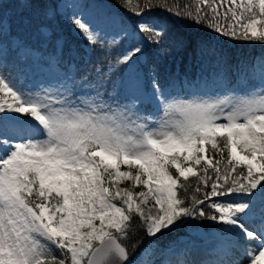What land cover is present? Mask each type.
<instances>
[{"label": "snow or ice", "instance_id": "6c2138e0", "mask_svg": "<svg viewBox=\"0 0 264 264\" xmlns=\"http://www.w3.org/2000/svg\"><path fill=\"white\" fill-rule=\"evenodd\" d=\"M125 6L137 15L153 7L172 11L167 0L135 6L126 0ZM183 7L175 14L207 21L224 36L264 44V0H227L226 7L224 0H193ZM73 23L92 44L99 41L86 21ZM138 27L158 42L167 26L154 20ZM142 51L137 46L124 53L106 75L119 65L132 70ZM260 69L264 81V56ZM150 86L163 109L156 121L138 114L139 96L123 106L101 100L80 107L66 96L25 91L0 71V264H155L143 258L146 250L130 254L134 216L149 237L182 218L217 221L257 245L243 248L249 264H264V83L244 94L179 100L164 96L155 75ZM238 167L245 171L236 174ZM193 177L194 193L210 180L211 190L203 199L193 194L189 204L180 191L187 193ZM124 181L145 190L120 188ZM232 194L244 198L211 199ZM206 200L213 214L202 207Z\"/></svg>", "mask_w": 264, "mask_h": 264}, {"label": "rangeland", "instance_id": "374dc122", "mask_svg": "<svg viewBox=\"0 0 264 264\" xmlns=\"http://www.w3.org/2000/svg\"><path fill=\"white\" fill-rule=\"evenodd\" d=\"M50 4L47 10L51 11L46 14L47 10L33 9L24 0H0V71L9 75L25 91H47L53 95L66 96L69 101L80 107L101 100L113 106L117 103L123 106L139 96L136 107L138 114L151 117L153 121L159 120L163 116V109L145 81L138 54L133 58L132 70H128L126 65H119L110 75H106L109 65H116L118 58L124 53L140 47L142 34L138 25L142 22L151 24L154 20L159 21L145 14L138 18L136 23L129 22L110 4L97 0H56L54 8L52 3ZM74 18L86 21L99 35V41L92 44L82 34L87 58L88 55L94 56V51H98L102 58L107 59L96 60L94 65H83L79 69H76L77 64L73 63V71L63 72L57 67L55 56L49 57L48 50L52 49L49 38L57 29L58 19L65 20L68 25H74ZM75 31L81 30L76 27ZM95 66L102 69V72L98 74ZM79 74H84V77L93 75L99 80V84L76 86L72 78L76 79ZM262 83L264 81L259 74L258 81L245 91H229L225 83L185 90H173L169 87L161 89L168 99L217 98L232 92L244 94ZM122 170L128 169L122 166ZM119 187L129 188L134 192L145 190L142 187L132 188L130 181L119 183ZM233 196L235 199H243L240 194ZM152 204L150 201V206ZM145 211L147 212V208ZM157 211L158 206H154L152 214H157ZM233 245H239V250ZM245 247L256 248L257 245L236 238L227 225L223 224L207 234L201 223L195 222L187 235L172 240L161 255L157 252L156 244L151 242L143 249L146 250L143 258L153 260L155 264H161L162 261H170L172 264H179L181 261L184 264H220L221 261L237 259L242 260L243 264H249L248 258L243 254ZM226 249H231L233 254L225 255Z\"/></svg>", "mask_w": 264, "mask_h": 264}, {"label": "trees", "instance_id": "16d2710c", "mask_svg": "<svg viewBox=\"0 0 264 264\" xmlns=\"http://www.w3.org/2000/svg\"><path fill=\"white\" fill-rule=\"evenodd\" d=\"M53 1L56 2V0H47L46 3H32L30 7L45 11ZM100 1L109 3L132 22L140 16L148 14L159 20L161 24L167 26L164 29L165 34L163 38L158 42L146 39L147 34L142 32L144 42L140 43V47L143 51L138 55L142 57L139 58V61L146 75L149 88L151 87L150 80L153 75L156 76L162 88L170 87L174 90H185L209 84L219 85L225 83L228 85L229 91L232 89L245 91L250 85L258 81L257 69L260 67V57L264 56V44L224 36L208 27L207 21L198 23L193 19L175 14L177 11H186L183 6L192 3L193 0H167V4L172 8L171 12L163 7H153L145 9L142 15H137L130 10L129 6H125L126 0ZM145 2L146 0H132V6ZM159 2L160 0H154V3ZM224 5L225 7L227 6V0H224ZM220 11L223 12L224 7H221ZM76 27L75 24L68 25L65 20L60 19L59 30L53 32L51 38L53 40L52 51H54L52 53H55L57 43L55 39L62 37V51L57 55V61L58 66L67 71L74 70L71 61H75L77 64L76 69H79L83 65L86 67L94 65L96 60L107 59L102 58L98 51H94V56H88L89 61H85V40L82 38L81 31H75ZM95 68L97 69L98 67L95 66ZM74 78L72 81L75 80L74 84L76 86H80V84L92 86L97 81L93 75H85L84 77V74H79V77ZM207 154L214 156L216 160L221 159L220 155L213 153L211 150ZM223 158L227 159V151L224 152ZM221 168L223 170V165H221ZM242 171L245 170L238 167L236 174ZM209 175H214L211 169L209 170ZM211 183L212 181L210 180L207 188L201 186V192L194 193L197 180L193 177L188 182L187 193L181 190L180 197L185 199L189 204L193 194L198 199H203V192L211 190ZM211 199L215 200L214 197ZM228 199L239 201V199H235L234 197ZM208 203L209 201L206 200L202 207L206 213L213 214L212 210L207 207ZM117 204L119 205V201H117ZM195 222H200L207 231L217 228L222 224L206 218H182L177 225L172 226L171 230H163L157 236L149 237L142 222L138 217L134 216L132 221L133 233L131 240L128 242L130 254L134 257L151 241L157 242V252L162 253L164 247L170 244L172 240L187 235ZM133 244L136 245L134 249L132 248Z\"/></svg>", "mask_w": 264, "mask_h": 264}]
</instances>
